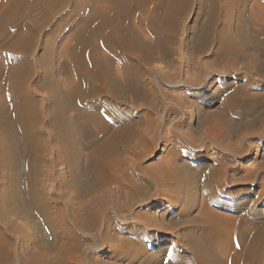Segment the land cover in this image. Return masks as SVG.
<instances>
[{
  "label": "rangeland",
  "instance_id": "rangeland-1",
  "mask_svg": "<svg viewBox=\"0 0 264 264\" xmlns=\"http://www.w3.org/2000/svg\"><path fill=\"white\" fill-rule=\"evenodd\" d=\"M30 1L21 0L25 28L8 27L4 32L0 25V264H165L168 254H180L177 244L191 247L185 232L199 225L202 202L214 197L226 205L211 206L221 214L233 217L253 205L256 212L251 215L260 212L264 220V10L254 18L264 0H187L174 29L159 30L165 38L162 46L153 32L141 31L147 11L136 12L134 18L138 14L142 21L132 20L137 34L131 45L143 47L126 52L132 67L128 76L122 60L101 52L110 59L104 79L115 83L102 100L111 112L122 114L123 121L133 122L114 140L120 161L117 170H110L116 171L120 183H149L143 197L134 201L119 192L115 182L97 185L91 193L96 181L83 159L113 136L114 126L101 110L86 114L75 126V111L67 101L73 31L93 6L107 4L78 0L55 7V18L48 20L56 0H33L38 7L28 10ZM224 3L234 6L226 11ZM209 22L212 32L205 38ZM35 28L37 36L23 48L20 39ZM227 39L236 43L231 53L223 51ZM17 64L24 76L11 83V65ZM11 85H19L25 97L22 124L10 121L5 98ZM234 91L244 106L252 100L256 107L245 113L243 108L241 114L225 111L226 97ZM172 168L175 176L180 171L191 176L178 186L160 183L158 174ZM214 170L206 195L205 179ZM138 212L145 214L144 220ZM239 230L245 245L249 231ZM149 232L157 235L152 241L143 239L145 251L135 239ZM211 243L216 263L230 264L229 256L217 253ZM126 254L134 259L145 256L135 262L124 258Z\"/></svg>",
  "mask_w": 264,
  "mask_h": 264
},
{
  "label": "bare ground",
  "instance_id": "bare-ground-1",
  "mask_svg": "<svg viewBox=\"0 0 264 264\" xmlns=\"http://www.w3.org/2000/svg\"><path fill=\"white\" fill-rule=\"evenodd\" d=\"M32 1L29 2L28 10L37 6V5L35 6V4L32 3ZM34 1H38V3L41 2V0H34ZM90 1L92 3H97L98 1L101 3L104 2L105 4H107V7H99V6L92 7L93 4H91L90 7H92V9L91 10L89 9L90 12L88 13V15H86V17L75 27L73 31L75 35L73 34L74 38L72 37L73 39L70 43L72 49L71 53L73 59V67L72 69L70 68L71 70H68L66 68L68 71H71V78L73 77V79L70 81L69 90L67 91L68 106L72 107V109L75 111V114L73 116V122L75 126L84 119L86 114L90 113L91 111H98V110L105 112L106 114L105 113L104 114L107 115L108 118L111 117L110 120L112 121V124L114 126L113 136L111 138L105 139V141L101 142L100 145L95 146L87 156L85 157L83 156L86 171L96 181V182L93 181L96 183V185L92 184L93 186H91V190H90L91 193L95 189H97V185L101 187L110 184V182H113V184L115 182L118 185L117 190L121 193L125 191V193L129 195L127 196V198L129 197V200L131 199V201H134L138 197H140V199L143 197L145 190L149 189V183L147 184V182L143 181L140 184L137 183V180L134 179H133L134 181L131 180L132 182L128 179L130 182L128 181V182L120 183L118 177L116 176V171L113 173V171L110 170V169L112 170L116 169L117 164L120 161V159L117 157L118 156L117 147H116L117 144L116 145L114 144V140L115 138L118 137L122 129L127 130L128 128H130V126H132L133 122L131 120L123 121L122 114H118L117 112H111L110 109H108V107L104 104V101L102 100V97L105 98L111 95L112 93L111 91H113V89L111 90V88L112 86L114 88L115 83L110 82V80L109 82H107V80L104 79V76L106 75L105 74L103 76L104 72H106L105 70L106 67H104V65L105 63H108L110 59L101 52L104 51L105 53V51H107L115 59L122 60L121 62L125 64V68H126L125 72L127 73L128 76V73L132 67H130L131 65H128L131 63V60L126 56V52L129 51L131 48L136 47L131 45L132 44L131 41H134L133 39L137 34L136 33L134 35L132 20H134L137 23L142 21L140 17L137 18L138 14L136 15V18H134L135 17L134 14L140 10L147 11L145 13L146 17L144 18L142 17L143 21L141 22L144 23L145 26H143L140 23L141 26L144 27L142 28V30L141 29L140 30L142 31L143 34L144 33L147 34L148 32H153L152 34L155 36V39L158 42L159 46L160 45L162 46V42L165 38L161 36L159 30L164 31L163 28H165L166 29L165 33H167L168 28L170 32L174 29L176 25V18L183 11L184 5L187 2V0H90ZM236 1H240V0H236ZM5 2L6 3L2 5V7L0 8V25H4V27H2L3 28L2 30L6 32L8 27L9 28L15 27L18 30H20V28H25V25L22 22L23 19L21 18L24 12L21 0H6ZM148 2L151 3L152 6H149V8L147 9L146 4ZM72 3H78V0H56L55 5L52 6V9L50 10L47 19L53 20V18H55V15L58 12V10H56L57 7H66L71 5ZM260 4H258L261 8V10L259 11L260 13L254 12L255 19H258L259 17L264 15L263 14L264 1H263V5L262 3ZM225 5H227L225 7V10L227 11L229 10V6H232L233 4L229 3ZM216 11L218 12V10H215V12ZM145 14H142V16H144ZM212 14H211V18H212ZM260 14L263 15L260 16ZM211 30H212V25L209 22V24H207L204 29L205 38H208L209 35H211L212 32ZM37 34H38L37 28L31 29L28 34L30 36L25 39H22V41L20 39L19 44L22 45L23 48L30 46L32 41L31 38L36 37ZM1 37L2 36H0V40ZM206 40L208 39H205L204 41ZM234 41H228L227 39L226 44L223 46L224 47L223 51H225V53H231V51H235L234 49H236L235 47L236 43H234ZM199 43H200L199 45H201V41ZM70 46L68 45V47ZM142 47L143 44L139 43L136 49L140 50ZM221 49L222 48H220V50ZM8 51L13 53L11 50ZM13 51L16 52V54L21 53L20 50L17 51L15 49ZM68 52L70 51L68 50ZM71 53H68L69 57H70L69 54ZM163 53L166 54L165 51H163ZM12 65L11 67L13 69H10L11 71L9 70L11 73L10 74L11 83L17 81L19 77L22 78L24 76L19 72L20 65L18 64L17 66H12ZM66 73H68L69 75L70 72H66ZM126 81L128 82L127 79ZM19 87H20L19 85L17 86L11 85V88H8L6 92L7 100L5 98L6 106L9 109V113H10L9 116H11L10 121L11 123L15 122L16 124H19L22 121L23 106L25 99V97L22 96V94L19 92L20 91ZM144 94H148V92L145 89H144ZM239 96H240L239 92L235 93V91L233 92V94L230 93L229 95H227L226 101L224 102L223 105V109L227 112L231 109L232 110L236 109L241 114V112L243 111L240 110H242L243 108H245L244 110L245 113V111H247L246 109H249L250 107L253 108L254 106L256 107V105H254V103L256 102H252V100L250 101L249 104L244 106L246 102L243 103V100L239 99ZM99 99H101V101H99ZM245 99L247 100L246 96ZM255 100L257 99H253V101ZM258 104H260V102H258ZM249 110L251 111V109ZM22 130H23L22 135L25 136L27 130V126L25 122H23ZM215 130L218 131V129L216 128ZM214 132L215 131H209V134L212 137L217 138V135ZM76 142H78L77 145L79 146L81 145L80 141H76ZM174 172H176V170L174 171V168H172L170 169V172H168L167 174H158L161 176V177L159 176L160 177L159 179H161L160 183L162 181L165 182L171 181L170 183L173 182L172 184H174V186H178L183 182H185L186 179H188L191 176V174H189L188 171H184V172L180 171L179 175L177 176H175L176 174ZM214 172L215 170L211 171L206 176L205 185H204L205 186L204 188L206 190L205 191L206 195L208 191L210 192L211 184L213 181L211 176L212 174H214ZM190 173H193L192 175L196 174L195 171H191ZM122 180L124 181V178ZM116 194L118 195V193ZM214 198L213 199L210 198L202 202L203 207L201 209L202 212H200L201 219L200 222H198L199 225H195L192 230L185 232L184 236L187 238V240L192 241L191 247L188 248L185 247L184 245L182 247L177 244L178 246L177 249H179L180 254H168L167 262H165V264H218L216 263V261H218L219 259L216 260L217 258L213 254L214 251L212 252L209 249V247L212 244L211 242H213L216 245L217 253L220 254L222 253L225 256L226 255L229 256L228 260L230 264H236V261H238L239 264H264V220L262 219L260 212L255 213V216L251 215V213L256 212V210L253 209V205H249L246 210H242L241 212H238L236 216L230 217L228 215L221 214L214 209H211L212 205L216 207V209H224V207L226 206L218 200V197L215 199ZM144 216H145L144 213H140V212L137 213V217H140V219L142 218L144 220ZM202 217L204 220H202ZM201 225H204L202 227L203 238H201L202 237ZM240 227L246 228L249 231V236H250L249 242L245 245H242L240 241V237H239L241 236V231L239 230ZM156 235H157L156 232H149L144 235L145 237L142 236L141 238H139L137 236L139 239H135V240L140 241L141 249L145 250L144 245H142L143 239L147 238L150 241H152ZM134 246L135 245H133V247ZM70 247H68V249ZM127 247L129 248V245H127ZM137 256H135V259L139 261L138 259H140L143 256V254H140L139 257ZM124 258L136 262V260L132 256L130 258L127 255ZM74 259L75 258H73V261ZM141 264H147V262L145 263L144 261V263Z\"/></svg>",
  "mask_w": 264,
  "mask_h": 264
}]
</instances>
